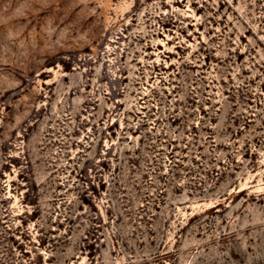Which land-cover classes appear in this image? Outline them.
Returning a JSON list of instances; mask_svg holds the SVG:
<instances>
[{
	"label": "rangeland",
	"instance_id": "374dc122",
	"mask_svg": "<svg viewBox=\"0 0 264 264\" xmlns=\"http://www.w3.org/2000/svg\"><path fill=\"white\" fill-rule=\"evenodd\" d=\"M0 264H264V0H0Z\"/></svg>",
	"mask_w": 264,
	"mask_h": 264
}]
</instances>
